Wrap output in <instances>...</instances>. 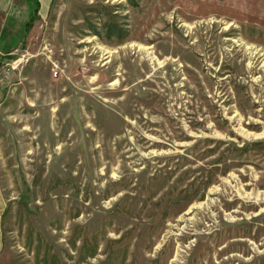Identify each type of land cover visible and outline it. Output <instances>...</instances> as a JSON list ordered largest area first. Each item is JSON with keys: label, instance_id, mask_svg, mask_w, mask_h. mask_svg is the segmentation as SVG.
Wrapping results in <instances>:
<instances>
[{"label": "rangeland", "instance_id": "1", "mask_svg": "<svg viewBox=\"0 0 264 264\" xmlns=\"http://www.w3.org/2000/svg\"><path fill=\"white\" fill-rule=\"evenodd\" d=\"M0 64V264H264V0H51Z\"/></svg>", "mask_w": 264, "mask_h": 264}, {"label": "crops", "instance_id": "2", "mask_svg": "<svg viewBox=\"0 0 264 264\" xmlns=\"http://www.w3.org/2000/svg\"><path fill=\"white\" fill-rule=\"evenodd\" d=\"M51 0H38V17L45 15ZM33 9L32 0H0V64L8 55L13 53L20 44L24 45V38L32 28L28 24ZM11 84L0 74V107L7 98ZM5 208V199L0 189V246H2L1 217Z\"/></svg>", "mask_w": 264, "mask_h": 264}, {"label": "trees", "instance_id": "3", "mask_svg": "<svg viewBox=\"0 0 264 264\" xmlns=\"http://www.w3.org/2000/svg\"><path fill=\"white\" fill-rule=\"evenodd\" d=\"M32 4H33V9H32V13H31V18L28 20V24H31L33 22V20H35L36 18H38V0H32Z\"/></svg>", "mask_w": 264, "mask_h": 264}]
</instances>
